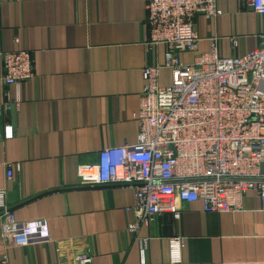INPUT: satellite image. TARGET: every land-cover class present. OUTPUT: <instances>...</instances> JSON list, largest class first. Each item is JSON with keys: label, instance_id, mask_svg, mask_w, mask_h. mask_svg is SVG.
<instances>
[{"label": "crops", "instance_id": "0c3cea01", "mask_svg": "<svg viewBox=\"0 0 264 264\" xmlns=\"http://www.w3.org/2000/svg\"><path fill=\"white\" fill-rule=\"evenodd\" d=\"M217 6L218 19H197L198 53L181 54L182 63L210 52L212 39L224 58L258 47L261 22L249 0ZM146 19V0H0V69L3 53L24 50L34 71L0 89V190L9 207L0 218V260L73 264L87 249L92 264H170L168 240L178 237L181 264H264V210L253 191L239 211L184 205L179 218L163 214L131 234L132 187L80 185V165L137 142L143 70L167 52L147 53ZM159 83L172 84L169 69ZM6 127L13 137L5 138Z\"/></svg>", "mask_w": 264, "mask_h": 264}, {"label": "built area", "instance_id": "2783aa9c", "mask_svg": "<svg viewBox=\"0 0 264 264\" xmlns=\"http://www.w3.org/2000/svg\"><path fill=\"white\" fill-rule=\"evenodd\" d=\"M146 2V51L154 54L164 47L167 52L162 64L143 70L137 142L107 148L95 164L80 165V185L132 187L135 203L127 208L134 216L131 234L160 215L179 218L184 205L200 203L207 213L239 211L250 191L261 198L264 210V0H249L261 22L258 47L224 58L212 39L210 52L189 64L179 56L198 53L202 40L196 21L218 19L217 0ZM164 69L171 71L167 87L159 83ZM0 71L1 90L30 81V53H3ZM11 137L12 128L6 127L5 138ZM19 169L9 165L7 178ZM6 197L7 191L0 190V218L9 213ZM168 243L170 264H181L185 240L175 237ZM92 263L87 249L74 255L73 264ZM0 264L9 263L4 259Z\"/></svg>", "mask_w": 264, "mask_h": 264}]
</instances>
